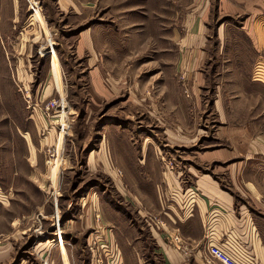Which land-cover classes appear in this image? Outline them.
<instances>
[{
  "label": "rangeland",
  "instance_id": "rangeland-1",
  "mask_svg": "<svg viewBox=\"0 0 264 264\" xmlns=\"http://www.w3.org/2000/svg\"><path fill=\"white\" fill-rule=\"evenodd\" d=\"M168 1L0 0V34H7L0 37V131L10 127L21 137L29 130L38 142L46 138L41 154L48 169L41 190L29 186L24 197L10 199L0 188V241L13 243L10 258L0 264H93L89 246L100 232L98 221L104 211L125 207L128 190L163 195L172 184L165 174H173L184 188L205 176L233 194L235 175L256 174L244 153L230 150L227 137L229 110L236 106L240 116L256 120L254 138H264V78L256 76L264 74V58L253 62L248 38L254 24L264 49V21L209 15L202 23L199 63L181 51L185 22L179 5ZM103 30L108 33L100 39ZM52 51L59 85L52 77ZM239 54L249 59L247 72L229 68ZM52 102L58 107L47 109ZM13 138L0 134V147L22 152ZM42 196L50 203L39 213L45 219L31 212ZM234 196L235 218L244 212L264 248V200L260 205ZM215 208L203 223L206 260L227 264L211 252L210 227L212 234L219 230L218 247L235 241L231 264H248L246 256L261 264L249 226L221 230ZM26 213L28 222L11 228L12 215ZM150 243L145 241L141 260L163 264Z\"/></svg>",
  "mask_w": 264,
  "mask_h": 264
},
{
  "label": "crops",
  "instance_id": "crops-1",
  "mask_svg": "<svg viewBox=\"0 0 264 264\" xmlns=\"http://www.w3.org/2000/svg\"><path fill=\"white\" fill-rule=\"evenodd\" d=\"M142 3L154 4L155 0H139ZM175 1L179 5L177 12L180 14L186 33L181 37L180 49L185 54H193V59L200 63L203 59V41L205 37L203 22L208 20L209 15L218 13L220 15H234L235 17H244L245 21L261 24L264 21V0H170ZM162 5H171L168 0H160ZM150 10L151 7L149 6ZM38 16V13L35 12ZM215 15V14H214ZM11 20V19H10ZM9 20V23H10ZM16 20V19H15ZM14 24V23H13ZM135 25V24H133ZM132 25V26H133ZM250 37H247L252 43L253 62L259 58H264V49L259 47L262 36L257 33L255 25H252ZM262 26V25H261ZM246 30V27H244ZM189 29L192 37H189ZM255 30V31H253ZM259 30V29H258ZM8 33V32H7ZM108 31L103 30L98 34L100 39H104ZM0 34L7 39L6 31ZM2 38V37H1ZM186 39L187 44H184ZM86 40L84 43L86 44ZM91 45L93 39H90ZM190 42V43H189ZM10 50V49H9ZM52 60V77L56 85L60 84L59 71L57 67V56L54 51L51 52ZM7 52L4 51L6 57ZM190 55V56H191ZM189 56V57H190ZM4 57V59H5ZM246 57V56H245ZM231 57L229 68L231 70H248L249 59L242 60V54ZM7 60V57H6ZM247 61V62H246ZM252 62V63H253ZM252 66V65H251ZM262 66H260V70ZM259 72L261 73V71ZM264 71V67L263 70ZM247 73L245 74V77ZM264 78V74H256ZM239 78H244L243 74ZM2 81V80H1ZM0 81V83H1ZM236 84H244V82L236 81ZM233 100V99H231ZM237 100V99H234ZM239 111L233 110V106L229 110V125H228V142L230 150L234 149L240 153H244L245 164L251 166L256 174L248 176L246 173L235 175L237 179L234 188L235 193L243 194L246 198H252L253 203H258L259 198L264 200V141L263 136L260 139L254 138L257 133L254 130L256 125L250 120L252 116L239 115ZM31 120L33 115H31ZM34 123V132H39ZM262 126V125H261ZM8 139L14 135L13 139L19 140L22 143L23 151L8 150L6 144L0 147V152L3 153L0 160V188L10 199L25 196V190L29 186H33L37 190H41L40 186L47 179L48 169L46 168L45 160L42 157V151L45 149V139L36 140L33 133L28 130L21 137L17 132L12 134V129L9 127L7 131H0V134H6ZM54 142V141H53ZM4 149V150H3ZM6 149V150H5ZM9 154L7 155V153ZM7 156L11 158L8 159ZM251 162V164H250ZM261 170V172H259ZM55 180H57L56 172H54ZM169 184L165 194H157L155 190L151 192L130 191L124 193L123 209L113 208V211H104L99 219L100 233L104 241H110L118 247L120 264H144L147 259L142 261L143 251L145 249V241H150L152 254H157L162 258L163 264H211L206 260L204 251V234L203 223L210 206L215 205L212 214L217 218L218 228L221 230L231 231L240 230L249 226L250 238L253 245V251L259 258L261 264H264V248H262L261 240L258 236L255 239L253 227L249 223V219L245 217L244 212L240 219L235 218L233 209L235 205V196L230 192L223 191L219 184L203 177L195 179V185L184 188L180 185L182 180L179 175L165 174ZM59 185V178H58ZM42 183V184H41ZM55 185L53 184V187ZM57 191V190H56ZM243 192V193H242ZM43 196L40 203L34 204L32 213H43L50 208V203ZM264 212V210H262ZM30 213V212H29ZM29 213L20 215L17 218L10 220V226H24L30 218ZM29 215V216H28ZM39 216H42L39 214ZM29 217V218H28ZM43 217V216H42ZM45 219V217H43ZM9 223V222H8ZM212 227V226H211ZM210 228V227H209ZM219 234V230L217 229ZM210 232L211 247L227 264H231V258L235 253L233 250L236 245L235 241L229 239L228 245L218 247L217 236ZM233 231L229 232V238L232 237ZM147 239V240H146ZM3 244H2V243ZM2 244V245H1ZM263 250V251H262ZM13 251V243L0 241V262L10 258ZM61 254V253H60ZM62 257V256H61ZM205 262V263H204ZM64 264V262H63Z\"/></svg>",
  "mask_w": 264,
  "mask_h": 264
},
{
  "label": "built area",
  "instance_id": "built-area-1",
  "mask_svg": "<svg viewBox=\"0 0 264 264\" xmlns=\"http://www.w3.org/2000/svg\"><path fill=\"white\" fill-rule=\"evenodd\" d=\"M56 107H58V105L52 102L50 105H48L47 109L50 108L53 109ZM210 230L211 228L208 229L209 236H210ZM89 247L91 251L93 264H120L118 249L116 245L111 243L110 241H104V239H102V235L100 232H97L96 239L92 241ZM211 252L219 259L218 255L215 253L212 247H211ZM246 262L248 264H254L253 263L254 261L252 262L250 258H248V256H246Z\"/></svg>",
  "mask_w": 264,
  "mask_h": 264
}]
</instances>
